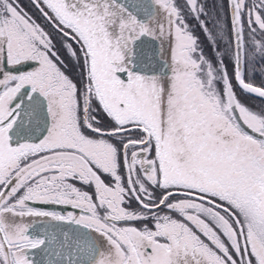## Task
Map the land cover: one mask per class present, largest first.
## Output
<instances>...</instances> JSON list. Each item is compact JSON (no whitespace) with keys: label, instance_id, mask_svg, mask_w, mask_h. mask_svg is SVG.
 Listing matches in <instances>:
<instances>
[{"label":"snow or ice","instance_id":"obj_1","mask_svg":"<svg viewBox=\"0 0 264 264\" xmlns=\"http://www.w3.org/2000/svg\"><path fill=\"white\" fill-rule=\"evenodd\" d=\"M29 4L0 0V264H264V0Z\"/></svg>","mask_w":264,"mask_h":264},{"label":"flooded vegetation","instance_id":"obj_2","mask_svg":"<svg viewBox=\"0 0 264 264\" xmlns=\"http://www.w3.org/2000/svg\"><path fill=\"white\" fill-rule=\"evenodd\" d=\"M22 3L25 5L26 8H28L29 11L34 12L33 9H31V5L29 4V0H22ZM205 6L207 11L210 13V15L214 16L216 11H219V0H204ZM42 22V21H41ZM197 34L199 35V32L197 30Z\"/></svg>","mask_w":264,"mask_h":264},{"label":"rangeland","instance_id":"obj_3","mask_svg":"<svg viewBox=\"0 0 264 264\" xmlns=\"http://www.w3.org/2000/svg\"><path fill=\"white\" fill-rule=\"evenodd\" d=\"M221 3H222V0H219V4H221ZM260 79H261V77H260L259 73H257L256 83H259ZM246 99H247V102L253 106H259L260 105V101L257 99H253V98H246Z\"/></svg>","mask_w":264,"mask_h":264},{"label":"trees","instance_id":"obj_4","mask_svg":"<svg viewBox=\"0 0 264 264\" xmlns=\"http://www.w3.org/2000/svg\"><path fill=\"white\" fill-rule=\"evenodd\" d=\"M258 100V99H257Z\"/></svg>","mask_w":264,"mask_h":264}]
</instances>
